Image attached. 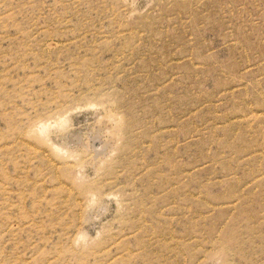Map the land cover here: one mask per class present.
I'll use <instances>...</instances> for the list:
<instances>
[{
    "label": "rangeland",
    "instance_id": "obj_1",
    "mask_svg": "<svg viewBox=\"0 0 264 264\" xmlns=\"http://www.w3.org/2000/svg\"><path fill=\"white\" fill-rule=\"evenodd\" d=\"M0 264H264V0H0Z\"/></svg>",
    "mask_w": 264,
    "mask_h": 264
}]
</instances>
